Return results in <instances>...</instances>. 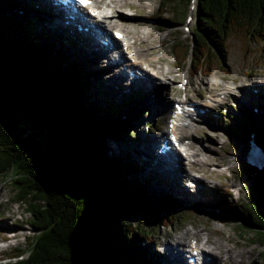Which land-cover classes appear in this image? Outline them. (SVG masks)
Masks as SVG:
<instances>
[{
    "label": "rangeland",
    "instance_id": "obj_1",
    "mask_svg": "<svg viewBox=\"0 0 264 264\" xmlns=\"http://www.w3.org/2000/svg\"><path fill=\"white\" fill-rule=\"evenodd\" d=\"M0 1L2 5L4 2H9L15 7H20L9 11L4 8L5 6H0L2 14L12 16L15 20H19V17L26 14L27 16L22 18L27 17L28 19L25 20L32 24L31 27L35 29V37L27 38L28 40L25 42V45L30 42L29 46L37 43L39 45L40 50H33L34 53H32V57L38 61L34 67V72L40 76H62L66 81L70 80V84L73 82L75 86H78V83H89L93 87L87 97L89 110L110 120V125L118 123L117 125L120 126L121 141L109 140L111 134L103 137L104 147L101 150V158L107 161L117 156L125 157L129 163L138 167V171L132 175L134 177L130 176L128 179H131L132 182L135 180L133 185L140 186V190L148 195L145 201L149 206H169L177 209V219L171 222L170 227H163L157 222L151 227H146L145 231L142 229L149 236L150 243L136 242L140 250L145 249L147 253H152L156 264H172L170 263L172 259L167 254V246L164 244L168 241L172 242L175 252L170 250L175 253L174 260L176 262L183 261V256L180 259L181 252L186 254L184 250H187L189 240L193 238L200 240L199 242L202 244H206L207 241L208 251L214 257L216 255L218 257L224 256L225 249L233 252L230 253L232 260L222 257V260L213 261L210 264H264V243H261L259 241L262 240L261 237L256 235L259 229L250 225L242 235L238 229L247 225H244L242 220L233 216L234 214L231 212L218 206L219 201L225 202L231 209L246 206L250 202V196L256 187V178L251 176L250 170L244 163L246 145L241 143L242 140H247L251 134L252 125L246 120L247 114L245 112L249 111L250 107H253V111L256 113L264 112V77H262L264 76V41L260 38L253 40H246L243 37H239V40L230 38L225 44L227 49H223L221 47L224 38H222L218 42V44L221 42V54L215 51L217 49L209 46L210 61L208 65L213 68V71L209 72L208 76L204 72H198L193 76L189 73V70L190 72L196 71V69H192L190 61L192 57L188 56L184 68L176 67L173 50L176 46H183L188 49L192 45L195 18L190 24H187V15L184 19H178L179 12L177 9L182 10L183 13L187 11L186 13L193 14L194 7L187 5L185 0L174 9L162 5L161 0H123L121 2L124 4L123 8L118 7V12L115 10L112 15L110 14V18H108L110 20L107 22L110 26L106 25L107 32L110 33L112 29L116 28L124 30L130 37V42L134 44V48H137L136 50L143 62L151 64L159 70L162 68L166 80L161 76L162 79L157 80L155 87L146 82L138 84L142 90H146L144 92L130 88L131 94L136 92L145 97L140 96L142 100L140 97L132 100L130 107L125 110L121 109V115L113 116V113L106 112L107 107L122 103L129 90L128 80L119 82L113 79L117 72L116 69L112 68L110 71H105L107 63L113 57L109 56L110 59H103L100 62L99 59L102 56L99 53L96 55L92 54L86 47L82 50V47L79 49L77 45L71 46L69 35L59 36L52 40V32L58 33L51 21H47L42 15L47 0ZM107 1L113 7L111 2L113 0ZM25 7L30 12L24 11ZM32 8L36 10V13L31 10ZM174 16L176 20L173 19ZM185 27H190L191 32H186ZM46 28L47 30H45ZM261 34L264 36V32ZM12 41L16 42L15 45L19 44L17 36ZM53 45L52 51L45 52L46 46ZM56 47H61L62 51H65L61 53L64 60ZM71 64L73 66L69 68ZM108 65L110 66V64ZM139 66L143 69L142 63ZM91 72H97L95 77ZM88 73L91 75L88 76ZM86 76L88 77L86 78ZM112 80L115 81L113 84L110 82ZM119 84L120 87L117 88L116 86ZM41 86L45 85L42 84ZM145 87L149 89H143ZM227 89H230L228 91L232 95L224 101L220 100L219 106L211 102L210 107H205L207 111L203 117L196 118L193 124L190 121L191 127L180 131L187 137L186 142L182 139L183 144L187 148L189 147L192 152H196L198 159L205 161V164L200 161L193 167H188L184 166L181 160L183 166L180 164V169L186 171L185 174L183 171L180 172L182 175L184 174L183 180L186 179L187 175L188 179L194 176L201 180V184L194 182V185L190 186L187 181L182 180L183 182H178L180 187L174 185V190L170 184L172 175L167 177L165 173L160 172L163 170L162 168L159 170L153 164L150 165L153 160L149 161L148 166L146 155L140 154L141 150L143 151L144 145L148 143V146L154 144L150 147V152L159 151L160 145L158 148L157 146L167 136L168 119L175 102H182L184 99L200 102L207 95L209 96L210 92L214 93L219 90L228 95ZM113 90L118 97H121L117 102L112 101ZM223 98L224 95L221 96V99ZM111 116L112 118H110ZM258 116H261L260 113ZM9 119L14 124L21 122L19 116L12 115L9 116ZM21 127L26 126L22 124ZM252 128L254 127L252 126ZM235 129L241 130L242 138L241 136L235 137ZM125 130L130 131L129 137L124 135ZM95 134L100 133L95 132L93 136ZM74 140L76 138L70 137L66 139V142L71 143ZM138 144H140L141 150L139 148L134 149L133 146ZM145 153H149V151ZM138 181L139 183H136ZM185 183L188 184L189 188L187 185H182ZM14 194L10 180L0 178V238L3 233L4 235L7 234L5 228H1L5 225L12 229L8 233L19 235V238L8 237L7 242L0 240V244L6 246L4 252L0 254V264L11 263L7 258L12 254L13 249H21L23 252H27L31 245L30 239L37 235L34 234L33 227L28 223L30 218L24 211V205L20 206L13 202ZM165 195H169V201L162 200ZM136 196L133 194L131 197ZM191 199L194 201L191 202ZM143 202L141 203L142 208L145 204ZM226 214H228L227 218L224 217ZM123 218L126 217L123 215ZM128 218L132 226L140 224L139 214H130ZM18 224L21 227L16 226ZM186 232L188 235H185ZM179 239L182 240L184 246L181 247L182 250L177 251ZM235 256L238 257L235 258ZM209 259L212 258L209 257ZM149 261H151V256Z\"/></svg>",
    "mask_w": 264,
    "mask_h": 264
},
{
    "label": "trees",
    "instance_id": "obj_2",
    "mask_svg": "<svg viewBox=\"0 0 264 264\" xmlns=\"http://www.w3.org/2000/svg\"><path fill=\"white\" fill-rule=\"evenodd\" d=\"M161 1L172 9L183 3ZM0 6L9 11L18 8L1 1ZM177 11L178 19L185 17L186 11ZM195 16L192 64L197 70L207 67L209 46L220 49L222 38L264 40V0H197ZM22 17L15 20L0 11V178L10 180L13 202L24 205L28 223L38 233L30 239L26 253L12 250L9 264H156L153 254L140 250L136 242L150 243L142 229L157 222L170 227L177 219V209L149 206L148 195L133 185L135 180L128 179L138 167L125 157L101 158L103 137L111 134L109 140L119 142L121 130L89 110L87 97L93 88L89 83L75 86L62 76L34 72L38 61L32 53L40 49L38 43L25 45L35 34L27 17ZM15 36L18 45L12 41ZM52 47L46 46L45 52ZM175 51L181 64L190 48L176 46ZM91 74L95 77L97 72ZM106 112L117 116L120 110L107 107ZM12 115L21 117V122L10 121ZM249 123L255 125L253 120ZM235 131V137L241 136L240 129ZM95 132L100 134L93 136ZM124 132L130 136L129 130ZM70 137L76 140L66 142ZM263 137L261 126L257 142L264 149ZM255 185L246 206L231 209L223 201L218 206L258 228L256 235L264 243V173L256 177ZM133 194L137 196L131 197ZM162 200L170 197L165 195ZM130 214H139L138 226L131 225ZM238 230L243 235L248 226Z\"/></svg>",
    "mask_w": 264,
    "mask_h": 264
},
{
    "label": "bare ground",
    "instance_id": "obj_3",
    "mask_svg": "<svg viewBox=\"0 0 264 264\" xmlns=\"http://www.w3.org/2000/svg\"><path fill=\"white\" fill-rule=\"evenodd\" d=\"M111 1V0H110ZM123 0H121V1H117V0H113V1H111L112 3H113V7L111 8V5H110V3L107 5L109 8H111L112 9V11H111V15L114 13V11L115 10H117V12H118V7L119 8H123V6H124V4H121V2H122ZM121 4V5H120ZM115 8V9H114ZM84 11H86V10H84ZM107 18H110V17H107ZM108 20H110V19H108ZM108 22V21H107ZM77 24H80V25H82V26H85L82 22H80L79 20L76 22ZM72 24H74V22L72 23ZM112 25V24H111ZM104 26H105V22H99V21H94V24H92V27L93 28H95V29H102L103 30V32L105 31V28H104ZM113 26V25H112ZM85 35H87V36H89V37H91L89 34H85ZM104 35L105 36H107V33H106V31H105V33H104ZM113 39V38H112ZM87 40H90L89 41V47H87V46H85L89 51H91V53L93 54H96L97 55V53H99L101 56H102V58H105V59H108L109 58V53H108V51L105 49V48H103L101 45H99V43H97V42H95V41H93L92 39H87ZM125 42H127L126 40H124V43ZM125 46H128L129 44H124ZM123 45V46H124ZM130 51H128V53H129ZM136 54L138 55V57L140 56V54L138 53V51L136 50ZM121 57L122 58H125L126 59V57L124 56V54L123 55H121ZM149 66H151L153 69H154V73H152V75H149V74H146L145 72H143V70H141L136 64H128V68L129 69H132V70H134L135 72H138L139 73V75H138V77L136 78V79H134V82L136 83V84H142V83H144V82H146V83H148L149 85H151V86H153V87H155L156 85H155V83H157V77L155 78V75L156 74H158L160 77L161 76H163L164 78H165V80H166V75H165V73H164V70L162 71V68H160V70H161V72H160V70L157 68V67H155V66H153V65H151V64H148ZM114 66H117L116 64H110V66L108 65V71H110V69L112 68V67H114ZM113 79H116V80H118L119 82H121V81H123V80H128L129 78H128V76H127V72H125V73H120V74H118V75H116V76H114L113 77ZM124 86V85H123ZM227 93H229L230 94V92L227 90L226 91ZM212 92H210V94H209V96H208V98H211V99H214L215 101H219V102H221L220 100H219V98H220V96H221V94H223L221 91H216V92H214V93H212ZM228 94V95H229ZM226 96H227V94H226ZM218 102V103H219ZM188 106V105H187ZM197 106V105H196ZM186 107L184 106V108H183V110L185 109ZM186 118H189L190 120L189 121H187L186 120ZM192 115L191 114H189V113H183V115L181 116V117H175V119H176V121H177V123H176V130L177 131H181V130H185L186 128H190L191 127V123H190V121H192ZM156 140H158V139H156ZM155 143V142H154ZM141 144V143H140ZM140 144H138V145H136V146H133L134 147V149H137V148H139V150H141L140 149ZM154 145V144H153ZM153 145H150V146H148V143L147 144H145L144 145V147H143V151L141 150V152H140V154H145L146 156V158H147V160L148 161H151V159H153L154 158V154H153V152H150V147L151 146H153ZM189 148V147H188ZM188 148H187V146L186 145H184V148L183 149H181L180 150V152L182 151V152H185L186 153V156H185V158H183V160H188V164H189V167H193L195 164H198L201 160L200 159H198V157H197V153L195 152H192V150L189 148V150H188ZM149 151V153H145V152H148ZM153 154V155H152ZM176 154L177 153H171L170 154V159H171V164H172V168H174V170L171 172V173H169V171L168 170H165V175H167V177H169V175H172V179H171V182H170V184L172 185V187H174V185H176L177 187L179 186L178 185V182H182V180H183V176H184V174L186 173V171H184V169H180V164H181V162L179 161V157L177 158L176 157ZM179 154V153H178ZM177 156H179V155H177ZM200 158V157H199ZM173 159H175V160H173ZM202 163H204L205 164V161H201ZM164 163V162H163ZM160 166L162 167V163L160 164ZM184 172V174L182 175V173H180V172ZM180 173V174H179ZM177 176V177H176ZM188 177V175L186 176V178ZM175 178H177V180H175ZM185 179V178H184ZM192 180H193V182H195V183H199V184H201V180L200 179H198V178H196V177H192L191 178ZM175 180V181H174ZM174 182V183H173ZM181 186V185H180ZM179 186V187H180ZM176 187V188H177ZM174 190H175V187L173 188ZM184 192V191H183ZM187 195V194H186ZM188 195H190V194H188ZM191 197V196H190ZM194 200L193 199H191V202H193ZM189 202H190V200H189ZM1 204V203H0ZM17 223V222H16ZM14 224V223H13ZM20 224V223H19ZM16 225V226H18V227H21L20 225ZM4 225V224H3ZM15 225V224H14ZM1 228H5V230L7 231V234H5L4 235V233H3V236L0 238V240H2V242H7L8 241V237H12V238H19L18 236V234L16 233V234H14V233H8V232H11L12 231V229H11V227H8V226H1ZM13 228V227H12ZM20 232V231H19ZM1 234V233H0ZM22 234V233H21ZM185 235H188V233L186 232V234ZM198 240V239H197ZM200 240H198V243H199V246H200V248L203 250V251H205V255H206V257L207 258H209V257H211L212 259H209L208 261L209 262H215V261H219L220 259L222 260V257H224L225 259H227V260H232V255L230 254V253H233V252H230V250H228V249H225V252H224V256H221V257H218L217 255L214 257L212 254H210L209 252L210 251H208V245H207V241H206V244L204 243V244H202V243H200L199 242ZM179 247H178V249H177V251L178 250H182V246H184V243L182 242V240L181 239H179ZM211 245V244H210ZM215 245V244H214ZM164 246H167L166 247V249H167V254L171 257V259H172V261L170 260V263H172V264H178L181 260H179L178 262H176L174 259V255H175V253H173L172 251H174L175 252V248H174V245H173V243L172 242H170V241H168V242H166L165 244H164ZM170 248H169V247ZM5 247L6 246H4V245H1L0 244V254L1 253H3L4 252V250H5ZM172 251H171V250ZM206 249V250H205ZM183 252V251H182ZM181 252V253H182ZM234 254H235V252H234ZM2 256H4V255H2ZM166 256V255H165ZM238 256H235V258H237ZM241 257V256H240ZM180 259H182V258H180ZM230 262V261H229Z\"/></svg>",
    "mask_w": 264,
    "mask_h": 264
},
{
    "label": "water",
    "instance_id": "obj_4",
    "mask_svg": "<svg viewBox=\"0 0 264 264\" xmlns=\"http://www.w3.org/2000/svg\"><path fill=\"white\" fill-rule=\"evenodd\" d=\"M16 128H17V127H16ZM16 128H15V129H16ZM16 132H17L18 134H22V132L19 131V130H17V129H16Z\"/></svg>",
    "mask_w": 264,
    "mask_h": 264
}]
</instances>
